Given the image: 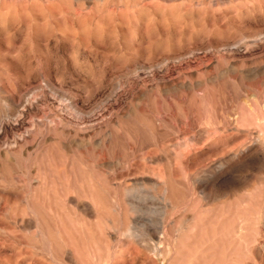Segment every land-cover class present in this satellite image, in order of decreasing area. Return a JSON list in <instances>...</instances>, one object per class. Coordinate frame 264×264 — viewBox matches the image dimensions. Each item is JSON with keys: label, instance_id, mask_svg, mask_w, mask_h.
<instances>
[{"label": "rangeland", "instance_id": "1", "mask_svg": "<svg viewBox=\"0 0 264 264\" xmlns=\"http://www.w3.org/2000/svg\"><path fill=\"white\" fill-rule=\"evenodd\" d=\"M217 1L0 0V264H120L127 250L163 264L159 240L167 231L178 240V230L193 225L185 218L194 211L202 221L216 214L224 220L234 215L240 227L247 220L253 240H258L260 230L264 234V23L260 13H251L245 25L233 21L234 13L243 14L242 3L251 7L264 5V0ZM82 30L90 34L87 45L81 43ZM252 32L259 33L261 46L248 52ZM208 36L212 46L218 40L227 45L210 48ZM257 66L262 69L257 71ZM202 93L206 97L201 103ZM241 108L246 114L243 126L234 121ZM199 109L208 119L178 117ZM215 111H222V124L215 122ZM131 119L137 126H128L123 138L121 128ZM76 126L92 128L97 134L78 142L61 130ZM106 130L118 133L122 140L103 154L99 139ZM24 139L29 144L20 149ZM220 142L224 150L212 154V147ZM55 149L60 169L69 172L74 158L82 170L97 177L98 182L89 186L108 211L109 230L98 233L96 216L77 209L74 191L82 192L83 184L76 187L51 178L44 188L34 182L37 165ZM234 149L251 155L256 150L247 164L239 163L235 190L210 199L195 198V179L214 173ZM62 162L68 167H62ZM161 171L170 184L157 183L152 172ZM38 193L46 200L44 207L39 206L42 235L30 215H19L27 210L26 201ZM167 193L174 196L178 209L165 208ZM196 201L199 204L194 206ZM117 203L120 214L115 211ZM81 219L91 233L88 242L95 244L93 249L80 251L67 243L76 242ZM114 224L134 226L138 237L122 235L112 229ZM244 254L242 249L239 255ZM261 256L262 261L249 262L264 264V249Z\"/></svg>", "mask_w": 264, "mask_h": 264}, {"label": "bare ground", "instance_id": "2", "mask_svg": "<svg viewBox=\"0 0 264 264\" xmlns=\"http://www.w3.org/2000/svg\"><path fill=\"white\" fill-rule=\"evenodd\" d=\"M3 1V0H2ZM89 1V0H88ZM94 1V0H93ZM169 1V0H168ZM174 1V0H173ZM221 1V0H220ZM217 3H221V2ZM226 1V0H225ZM224 1V2H225ZM229 2H231V0H228ZM235 2V0H233ZM239 1V0H238ZM253 1V0H252ZM262 1V0H261ZM24 2V1H23ZM209 2V1H208ZM215 2V1H214ZM213 2V3H214ZM227 2V1H226ZM225 2V3H226ZM244 2V1H243ZM251 2V1H250ZM257 2H259L257 0ZM212 3V4H213ZM237 3V2H236ZM249 3V2H248ZM248 3H242L240 6L241 8H239L243 14H236L234 13V18L233 21L235 22H242L244 23H248L247 19L249 17V15L251 13H260L262 14V22L264 23V5H252L251 3V7L248 6L246 7L245 4ZM253 3V2H252ZM264 3V2H263ZM233 4V3H232ZM255 4V3H254ZM182 5V4H181ZM207 5V4H205ZM221 5V4H220ZM227 5V4H226ZM216 6V3L215 5ZM225 6V5H224ZM223 6V7H224ZM230 6V5H229ZM245 6V7H244ZM96 7V6H95ZM235 7V5H234ZM90 8V7H89ZM93 8V7H92ZM140 8V7H139ZM146 8V7H145ZM164 8V7H163ZM178 8V7H177ZM202 8V6H201ZM217 8V6H216ZM215 8V9H216ZM236 8V7H235ZM29 9V8H28ZM172 9V8H171ZM212 9V8H211ZM222 9V8H221ZM229 9V8H228ZM31 10V9H30ZM37 10V9H36ZM42 10V9H41ZM101 10V9H100ZM154 10V9H153ZM192 10V8H191ZM195 10V9H194ZM210 10V9H209ZM234 10V9H232ZM77 11V10H76ZM86 11V10H85ZM204 11V10H202ZM206 11V10H205ZM208 11V9H207ZM33 12V11H32ZM31 12V13H32ZM35 12V11H34ZM90 12V11H89ZM172 12V11H171ZM201 12V11H200ZM232 12V11H231ZM237 12V11H236ZM83 13V11H82ZM94 13V12H93ZM155 13V12H154ZM207 13V12H206ZM221 13V12H220ZM229 13V12H227ZM18 14V13H17ZM17 14H15V16H17ZM24 14V12H23ZM60 14V13H59ZM79 14V13H77ZM84 14V13H83ZM111 14V13H110ZM214 14V13H213ZM217 14V13H216ZM219 14V13H218ZM231 14V13H229ZM233 14V13H232ZM86 15V14H85ZM106 15V14H105ZM209 15V14H208ZM221 15V14H220ZM228 15V14H227ZM240 15H245L244 18H240ZM130 16V15H129ZM161 16V14H160ZM167 16V14H166ZM203 16V15H202ZM224 16V15H223ZM222 16V17H223ZM232 16V15H231ZM230 16V17H231ZM258 16V15H257ZM204 17V16H203ZM217 17V16H216ZM215 17V18H216ZM220 17V16H219ZM228 17V18H230ZM256 17V16H255ZM78 18V16H77ZM118 18V17H117ZM180 18V17H179ZM211 18V17H210ZM214 18V19H215ZM225 18V17H224ZM227 18V19H228ZM258 18V17H257ZM15 19V18H14ZM121 19V18H120ZM148 19V18H147ZM156 19V18H155ZM217 19V18H216ZM219 19V18H218ZM221 19V18H220ZM251 19V17H250ZM254 19V18H253ZM259 19V18H258ZM257 19V20H258ZM43 20V19H42ZM87 20V19H86ZM101 20V19H100ZM161 20V19H160ZM213 20V19H212ZM211 20V23H212ZM222 20V19H221ZM229 21H232V19H228ZM256 19H254L255 21ZM72 21V20H71ZM83 20H81L82 22ZM217 21V20H216ZM223 21V20H222ZM85 22V21H84ZM83 22V23H84ZM120 22V21H119ZM161 22V21H160ZM210 23V19L208 21ZM215 23V20L213 21ZM227 22V20H226ZM226 22H224L226 24ZM30 23V22H29ZM125 23V22H124ZM147 22H145L144 25V29H143V33L146 34V32L148 31L147 29ZM157 23V22H156ZM217 23V22H216ZM218 23L219 20H218ZM256 23H259L258 21ZM262 23V24H263ZM78 24V23H77ZM88 24V22H87ZM96 24V23H95ZM99 24V23H98ZM109 24V23H108ZM115 24V23H114ZM230 24H232V22H230ZM239 24V23H238ZM242 24L243 27H245ZM44 25V24H43ZM224 25V24H222ZM221 25V26H222ZM234 25V24H233ZM235 25L237 26V24L235 23ZM240 25V24H239ZM251 25V22L250 24ZM83 26V25H82ZM85 26V25H84ZM218 26V25H217ZM225 26V25H224ZM232 26V25H231ZM262 26V25H261ZM161 27V26H160ZM228 27L229 24H228ZM238 27V26H237ZM258 27V25H257ZM79 28H81L79 26ZM151 28V27H150ZM174 28V27H173ZM184 28V27H183ZM224 28V27H223ZM12 29V28H11ZM176 29V28H175ZM240 29V28H239ZM228 30V29H227ZM236 30V29H235ZM86 31V30H85ZM88 31V30H87ZM163 31V30H162ZM180 31V30H179ZM81 32V31H80ZM177 32V30H176ZM255 32V31H254ZM260 32V29H259ZM89 33V32H88ZM86 32H84L82 30V40L81 43L84 44L85 42H87L86 40L88 38V36L90 34H88ZM190 33V32H189ZM197 33V32H196ZM253 33V32H252ZM251 33V34H252ZM254 34V33H253ZM259 33H255L254 35L250 36L249 38L252 39L251 44L247 43V45H250L248 48V52H251L257 48H260L258 46L259 41L257 39V37ZM126 35V34H125ZM215 35V34H214ZM213 35V36H214ZM250 35V34H249ZM107 36V35H106ZM184 36V35H183ZM94 38L93 34L91 35V38ZM177 37V36H176ZM209 37V36H208ZM217 37V36H216ZM230 37V36H229ZM247 37V36H246ZM252 37V38H251ZM90 38V39H91ZM210 38V37H209ZM231 38V37H230ZM245 38V37H244ZM81 39V38H80ZM79 39V40H80ZM165 39V38H163ZM206 39V38H205ZM219 39V38H218ZM238 39V38H237ZM243 38H241L240 41ZM92 40V39H91ZM97 40V39H96ZM210 42H211V46L210 48H212L215 44L216 46H223V45H227L222 41L218 40V41H214L213 42V46H212V38H210ZM202 42V40H199ZM209 41V40H208ZM230 40L227 38L226 42H229ZM245 41V40H244ZM243 41V42H244ZM248 41V40H247ZM80 42V41H79ZM78 42V43H79ZM92 43V41H90ZM148 42V41H147ZM168 42V41H167ZM209 42V43H210ZM232 42V41H231ZM239 42V40H238ZM208 43V42H207ZM206 43V44H207ZM86 44V43H85ZM156 44V43H155ZM167 44V43H166ZM194 44V43H193ZM230 44V43H229ZM239 44V43H238ZM242 44V43H241ZM87 45V44H86ZM89 45V43H88ZM190 45V44H189ZM208 45V44H207ZM246 45V46H247ZM260 45V44H259ZM83 46V45H82ZM143 46V45H142ZM173 46V45H172ZM261 46V45H260ZM84 47V46H83ZM89 47V46H88ZM140 47V46H139ZM184 47V45H183ZM85 48V47H84ZM133 48V47H132ZM243 48V47H242ZM263 48V47H262ZM83 49V48H82ZM81 49V50H82ZM196 49V48H195ZM217 51V48H215ZM142 50V49H141ZM144 51L146 50L143 49ZM189 50V49H188ZM191 50V49H190ZM193 50V49H192ZM191 50V51H192ZM85 51V50H84ZM100 51V50H99ZM123 51V50H122ZM161 51V50H160ZM215 51V53H216ZM219 51V50H218ZM217 51V52H218ZM258 51V50H257ZM54 52V51H53ZM142 52V51H141ZM163 52V51H162ZM167 52V51H166ZM173 52V51H172ZM177 52V51H175ZM181 52V51H180ZM209 52V51H208ZM214 52V51H213ZM227 52V51H226ZM247 52V50H246ZM85 53V52H84ZM104 53V52H103ZM147 53V52H144ZM165 53V52H164ZM190 53V52H189ZM211 53V52H210ZM166 54V53H165ZM173 54V53H172ZM171 54V55H172ZM220 54V53H218ZM250 54V53H249ZM90 55V54H89ZM159 55V54H158ZM170 55V54H169ZM175 54H173L174 57ZM184 55V54H183ZM224 55V54H223ZM176 56V55H175ZM178 56V54H177ZM168 57V56H167ZM129 58V57H128ZM137 58V57H136ZM158 58V57H156ZM161 58V57H160ZM177 58V57H174ZM264 58V57H263ZM262 58V59H263ZM180 59V58H179ZM178 59V60H179ZM122 60V59H121ZM159 60V59H158ZM156 61V60H155ZM259 61V60H258ZM129 62V61H128ZM175 62V61H174ZM235 63V62H234ZM133 64V63H132ZM131 64V65H132ZM151 64V63H150ZM40 65V64H39ZM262 65V64H260ZM42 66V65H41ZM263 67V66H262ZM114 68V67H113ZM132 69V68H131ZM158 69V68H157ZM255 69L257 71L261 70L262 68L260 66L255 67ZM73 70V69H72ZM131 71V70H130ZM134 71V70H133ZM246 71V70H245ZM86 72V71H85ZM132 72V71H131ZM250 72V71H249ZM254 73V72H253ZM87 74V73H86ZM166 75V74H164ZM4 77V76H3ZM254 77V75H253ZM46 80V79H45ZM44 80V81H45ZM28 81V80H27ZM53 81V80H52ZM51 81V82H52ZM175 82V81H174ZM48 83V82H47ZM35 84V83H34ZM38 84V83H37ZM51 84V83H50ZM49 84V85H50ZM95 85V84H94ZM174 85V84H172ZM187 85V84H186ZM189 86V85H187ZM91 86V85H90ZM97 86V85H96ZM171 86V85H170ZM169 86V87H170ZM4 87V86H3ZM2 87V88H3ZM176 87V86H174ZM180 87V86H179ZM191 88V86H190ZM55 89V88H54ZM174 89V88H173ZM184 89V88H182ZM192 89V88H191ZM177 90V89H175ZM147 91V90H146ZM145 91V92H146ZM196 91V90H195ZM215 91V90H213ZM217 91V90H216ZM23 93V92H22ZM205 94L207 92H204ZM215 95V92H213ZM219 93V91H218ZM6 94V93H5ZM202 93L201 98H199V101L202 103L203 100L205 99L206 95ZM196 95V93H195ZM208 95V94H207ZM229 95V94H228ZM210 97L212 96V94L209 95ZM217 96V95H216ZM221 96V95H220ZM22 98V97H21ZM25 98V97H24ZM71 98V97H70ZM213 98V96H212ZM212 98H210L212 100ZM219 98V97H217ZM14 99V97H13ZM75 100V98H73ZM9 100V99H8ZM28 100V99H27ZM198 100V97H197ZM214 101V99L212 100ZM12 104H14V106H18V102L17 100L14 101L12 100ZM220 101L218 100V103ZM22 102H20L21 104ZM32 103V102H31ZM30 103V104H31ZM198 103V101H197ZM205 104V103H204ZM213 104V103H211ZM225 103H223L224 105ZM77 105V104H76ZM198 105V104H197ZM206 105V104H205ZM222 105V104H221ZM20 106V105H19ZM25 107V106H24ZM199 107V106H198ZM243 108V107H242ZM241 108V109H242ZM214 109V108H213ZM239 111L238 109V113H235V118L234 121L236 124H239L240 126L245 125V120H246V114H244V110L242 109ZM200 110V109H199ZM195 110V112H190L189 114L182 115L180 113H178V117H182L183 118H188L192 121H197V122H201L202 120L206 119V115L204 113H202V111L200 110ZM10 111V110H9ZM220 111V109H219ZM219 111H215V122H217V124L219 123V121H221V116ZM161 112V111H160ZM179 112V111H178ZM153 113V112H152ZM227 113V112H226ZM56 115V114H55ZM153 115V114H152ZM62 116V115H61ZM188 116V117H187ZM20 117V116H19ZM20 119V118H19ZM182 119V118H181ZM208 119V118H207ZM260 119V118H259ZM261 119H264V116H261ZM132 120V119H131ZM135 119L132 120L131 123H129L127 126H124L123 129L121 128V130H123V134L121 133V135H125V138L127 137V127L128 126H137L136 121H134ZM205 121V120H204ZM207 122V121H206ZM214 122V123H215ZM221 123V122H220ZM219 123V124H220ZM78 124V123H77ZM209 124V122H208ZM222 124V123H221ZM216 125V124H215ZM215 127V126H214ZM59 127H55V131L59 130ZM95 128V127H93ZM101 129V128H100ZM61 130L67 134V136H74L75 140H77L78 142H82L84 141L86 138H92L94 137L95 134H97V131L95 133V130L92 128H84V127H75L74 129H66L65 128H61ZM97 130V127H96ZM99 130V129H98ZM109 130H106L103 133V138L99 139L100 140V146L103 149V154L106 151V148L108 150V146L112 147V148H117V146H119V141H120V135L117 133H112L108 132ZM205 133L208 134V131ZM205 134V136L207 135ZM121 136V137H122ZM124 138V136H123ZM122 140V139H121ZM122 142V141H121ZM27 144H29V142L27 140H23L20 149H25L27 147ZM109 144V145H108ZM224 146V142H220L218 144H215L214 147H212L213 149H211V153L215 154V153H221ZM15 149V148H14ZM57 149V148H56ZM53 150V153L50 155V152L48 153L49 155H44V157L41 159V164L37 165L36 167V171H35V177L33 178L34 182L36 184L41 185L45 188L44 184H48V182L51 180V178H54L56 181H58L59 183L62 182H67V184H74L76 187H79L81 185L79 184H83L82 187V192L78 191H74L76 198H77V209L79 211H83L84 214L88 215V216H96V221L94 226L99 228L98 233H102L106 230H109L111 227V223H109L108 221V211L102 206V204H100L99 200L94 197L93 193H92V189L89 186V184H95L97 183L98 179L94 174H87V172L80 166V163L78 164L75 159L73 158L74 162H71V166L69 168V172L66 171V168H62L60 169V167L58 166L61 163L59 161V155L57 153V150ZM239 150V149H238ZM245 150V149H243ZM256 152V150H255ZM254 152V154H250V152H248L249 154H247L246 152L242 151H236L235 149L232 151H229L226 153V155L221 159L220 161V165H218L219 167L216 169V171H214V173H212L210 176L208 174V176L206 175V177H204L203 179H200V181L196 180L194 181L193 186V193L195 192V194H197V196L195 198H197L199 196V198H209L210 197H214L217 196L218 194H221L222 192L225 191H233L236 188V185L239 184L238 179H237V169H238V165L241 162L242 164H247L249 160H251L252 158H254L253 155H256ZM259 152V151H258ZM46 153V152H45ZM252 153V151H251ZM100 154V153H99ZM102 154V155H103ZM43 155V154H42ZM41 155V156H42ZM39 156V157H41ZM99 156V155H98ZM104 157V155H103ZM35 158V157H34ZM33 158V159H34ZM46 158H51L52 161L50 162H45ZM257 158V157H256ZM37 159V158H36ZM101 159V158H100ZM246 159V160H245ZM262 159V158H261ZM34 162V160H32ZM102 162V161H101ZM185 162V161H184ZM254 162V161H253ZM35 163V162H34ZM39 163V161H38ZM64 163V162H62ZM104 163V162H103ZM101 163V164H103ZM106 163V162H105ZM37 164V162H36ZM196 164V163H195ZM244 164V165H245ZM34 166V165H33ZM36 166V165H35ZM103 166V165H102ZM62 167H68V163H64L62 164ZM219 170V171H218ZM153 176L156 177L157 183L158 184H170L169 183V179L167 178L166 174L164 171H161L159 173L157 172H152ZM174 175H178L177 171L175 172ZM7 181V180H6ZM86 184V186H85ZM167 186V185H166ZM42 188V187H41ZM42 188V190L44 189ZM167 189L169 188V185L166 187ZM41 190V189H38ZM45 190V189H44ZM35 192V190H34ZM33 192V193H34ZM191 192V191H190ZM25 193V192H24ZM29 193V192H28ZM41 193V191L39 192ZM33 194V197L29 198V200H27V210L21 211L19 213L20 217L23 218L27 215H30L33 219H34V226L36 224V231H40L39 234L42 235V230H44L42 227L44 225V218L41 215L39 210V206L44 207L45 204V196L44 194ZM43 193V192H42ZM192 193L194 198V194ZM229 193V192H228ZM226 194V193H225ZM191 195V196H192ZM27 196L29 197V195L27 194ZM224 196V195H222ZM24 197V196H23ZM174 196H171L170 193H167L166 197L164 198V201L166 202V209H168L169 207L172 209H178V204L175 203V200L173 198ZM163 199V198H162ZM194 201V200H193ZM199 201V200H198ZM197 202V201H196ZM194 203L193 205H198L199 202ZM24 203H25V199H24ZM175 204L177 205V208L175 207ZM117 208L115 209V211L120 214L122 212V208L120 206L119 203L116 204ZM42 207V208H43ZM180 207V206H179ZM183 208V207H182ZM185 208V207H184ZM186 210V209H185ZM181 211V209H180ZM193 211V209H192ZM177 212V211H175ZM206 212V211H205ZM220 214V213H219ZM230 214V213H229ZM228 214V216H229ZM232 214V213H231ZM230 214V215H231ZM201 215V214H200ZM247 216V215H246ZM214 217V216H213ZM263 217H264V213H263ZM185 219H191L193 221V225L190 227H186L184 226L183 229L178 230L179 233L181 234L180 236H178V240L175 237H171V231L170 232H165V227L163 226V232H165L163 234V237H161V239L159 240V248L157 249L159 252V258L161 260H163V262L165 263L166 260L169 258L171 259L169 264H252L249 262V260H253V259H258L259 261H262V256L261 253L264 249V234L261 233V230L259 231L258 235L259 238L258 240H253L250 238L251 234H250V230L248 227V223L247 220L242 221V224L240 227H238L237 224V220L236 217L233 215L231 219L229 220H225L223 219V217H221L220 215L216 214V217L212 218V217H208L206 216L205 220L202 221L200 220V218L197 216V214L194 211V214L191 216V218H185ZM190 220H186V222H188ZM181 222V220H180ZM179 222V223H180ZM80 226H79V230L77 232V237H76V242L74 241H67V243L70 245H77V247L79 248L80 251H84L87 247L93 249L95 247V244L91 241L88 242V239L90 240L91 238V233L89 231V229L87 228L85 222L81 219V221H79ZM189 224V223H188ZM187 225V224H186ZM114 227H112V229H116L118 232H120L122 235H127L128 238L133 237V238H137L138 237V232L136 228L133 226L131 227L130 225H125V227H115V224L113 225ZM264 227V226H263ZM62 229V227L59 228V231ZM251 229V228H250ZM63 231V229H62ZM64 232V231H63ZM141 233V232H140ZM45 235V233H43ZM64 239H65V234H63ZM126 237V236H125ZM69 240V239H68ZM190 241L193 242L192 244H190ZM53 244V243H52ZM192 245V246H191ZM192 250H194V254L193 256L190 254L191 251H189L190 248ZM189 249V250H188ZM242 249L245 251L244 256L241 258L239 255V252L242 251ZM193 252V251H192ZM122 262H120V264H158V261L151 258L148 259L147 257H144L143 255H141L139 252H135V251H125L122 252ZM242 261V262H241ZM193 262V263H192ZM163 263V264H164ZM262 263V262H261ZM264 263V262H263Z\"/></svg>", "mask_w": 264, "mask_h": 264}]
</instances>
